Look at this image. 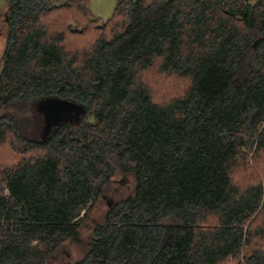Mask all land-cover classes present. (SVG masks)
<instances>
[{
	"label": "trees",
	"instance_id": "16d2710c",
	"mask_svg": "<svg viewBox=\"0 0 264 264\" xmlns=\"http://www.w3.org/2000/svg\"><path fill=\"white\" fill-rule=\"evenodd\" d=\"M6 1L0 264H264V0Z\"/></svg>",
	"mask_w": 264,
	"mask_h": 264
},
{
	"label": "rangeland",
	"instance_id": "374dc122",
	"mask_svg": "<svg viewBox=\"0 0 264 264\" xmlns=\"http://www.w3.org/2000/svg\"><path fill=\"white\" fill-rule=\"evenodd\" d=\"M117 5V0H92L91 1V11L93 14V18L100 19L99 25H103L106 20H108ZM8 9V3L6 0H0V61L2 59L5 47H6V34L7 27L3 24L4 14ZM57 101L55 97H49L40 103H38L39 110L41 114L44 116V130L48 132L52 125L55 123L54 118V105ZM88 121H95L96 118L93 115H89L87 118ZM117 182L114 186L103 195V197L97 202L95 208L91 211L88 219L82 223L81 233L82 237L86 238L90 235V226L93 223H101L104 220V215L109 209V204H115L120 199L124 198L128 194H130L135 187V179L132 175H123L117 178ZM84 215V212L81 216ZM65 251L68 253L69 258L71 260L77 259L83 255L82 250L77 243H66Z\"/></svg>",
	"mask_w": 264,
	"mask_h": 264
},
{
	"label": "water",
	"instance_id": "95a60500",
	"mask_svg": "<svg viewBox=\"0 0 264 264\" xmlns=\"http://www.w3.org/2000/svg\"><path fill=\"white\" fill-rule=\"evenodd\" d=\"M55 122L81 123L86 113L85 107L72 100L57 99L54 105Z\"/></svg>",
	"mask_w": 264,
	"mask_h": 264
},
{
	"label": "flooded vegetation",
	"instance_id": "af4514ba",
	"mask_svg": "<svg viewBox=\"0 0 264 264\" xmlns=\"http://www.w3.org/2000/svg\"><path fill=\"white\" fill-rule=\"evenodd\" d=\"M108 204H109V205H113V204H111L110 202H108Z\"/></svg>",
	"mask_w": 264,
	"mask_h": 264
}]
</instances>
